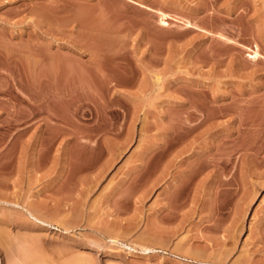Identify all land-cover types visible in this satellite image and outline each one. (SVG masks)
I'll return each mask as SVG.
<instances>
[{
  "label": "rangeland",
  "instance_id": "374dc122",
  "mask_svg": "<svg viewBox=\"0 0 264 264\" xmlns=\"http://www.w3.org/2000/svg\"><path fill=\"white\" fill-rule=\"evenodd\" d=\"M0 264H264V0H0Z\"/></svg>",
  "mask_w": 264,
  "mask_h": 264
},
{
  "label": "bare ground",
  "instance_id": "6f19581e",
  "mask_svg": "<svg viewBox=\"0 0 264 264\" xmlns=\"http://www.w3.org/2000/svg\"><path fill=\"white\" fill-rule=\"evenodd\" d=\"M136 3H137V2H136ZM142 6H144V5H141V7H142ZM144 7H145V6H144ZM144 9H145V8H144ZM146 9H147V8H146ZM78 14H79V13H78ZM74 15H75V14H74ZM74 15H73V16H74ZM73 16H72V17H73ZM77 16H78V15H77ZM80 16H81V17H80ZM79 17H80V18H82V17L84 18V16H82V14L79 15L78 18H79ZM93 17H95V16H93ZM98 17L100 18L101 16L99 15ZM98 17H97V15H96V18H95V19H97ZM76 18H77V17H76ZM92 19H93V18H92ZM95 19H94V20H95ZM160 19H161V18H160ZM99 20H100V19H99ZM99 20H95V22H96V21L100 22ZM162 21H164V20H162ZM96 23H97V22H96ZM94 24H95V23H94ZM100 24H101V23H99V25H100ZM163 24H165V22H163ZM97 27H98V26H97ZM97 27H96V28H97ZM104 27H105V25H104ZM104 27H103V28H104ZM107 29H108V27H107ZM252 54H253V53H252ZM255 54H256V53L254 52L253 55L255 56ZM257 54H258V53H257ZM257 54H256V55H257ZM258 56H259V55H258Z\"/></svg>",
  "mask_w": 264,
  "mask_h": 264
}]
</instances>
